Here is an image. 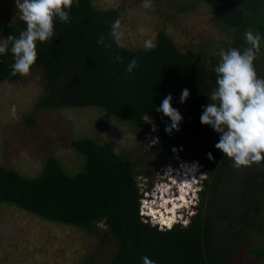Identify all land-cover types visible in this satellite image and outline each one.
<instances>
[{
    "label": "trees",
    "instance_id": "trees-1",
    "mask_svg": "<svg viewBox=\"0 0 264 264\" xmlns=\"http://www.w3.org/2000/svg\"><path fill=\"white\" fill-rule=\"evenodd\" d=\"M197 4L209 9L213 22L226 34L214 40L217 53L212 56L182 51L164 28L156 34L155 49L126 47L110 35L119 12L98 7L92 0L73 4L70 23L57 21L55 36L37 44V61L28 75L13 76L12 54L0 56V84L37 78L39 90L21 124L35 127L37 113L95 107L138 136L159 137L155 145H150V138L140 154L116 153L80 135L62 139V145L78 157L77 166L68 170L47 154L35 177L0 163V204L17 206L46 222L83 229L94 238L81 264H142V255L158 264H264V161L233 167L231 159L215 148L218 134L200 122L202 106L216 86L219 50L247 47L246 30L264 35V0L168 1L175 15ZM10 18L0 23V36L18 35L24 29L19 13ZM101 36L104 44L97 43ZM116 55L122 60L114 61ZM132 58L139 66L129 74L125 69ZM255 65L264 76V41ZM184 88L190 96L181 104ZM169 93L183 116L180 130L171 135L164 131L169 118L157 111ZM153 122L156 131L150 133ZM177 161L199 162L204 178L189 223L178 221L163 229L140 214L145 190L138 178H151L163 164ZM227 176L233 182L229 196L219 188ZM104 246L108 258L99 263L95 253Z\"/></svg>",
    "mask_w": 264,
    "mask_h": 264
},
{
    "label": "rangeland",
    "instance_id": "rangeland-1",
    "mask_svg": "<svg viewBox=\"0 0 264 264\" xmlns=\"http://www.w3.org/2000/svg\"><path fill=\"white\" fill-rule=\"evenodd\" d=\"M168 1L151 0V6L145 8L142 0H92L98 7L115 8L119 12L122 35L118 41L126 47L141 48L146 39L154 40L158 30L164 28L182 51L199 50L208 56L216 54L217 46L213 42L224 39L226 34L213 22L209 9L197 4L192 10L175 15ZM17 13L15 0H0V23L10 17L17 18ZM38 90L37 78L24 84H0V163L25 177L39 174L42 159L47 154L56 156L68 170L77 166L78 157L70 148L62 145V139L80 135L102 142L116 153L135 151L140 154L151 138L150 135L138 136L128 125L95 107L37 113L33 117L35 127L25 122L21 124L23 113L31 108ZM188 165L181 161L165 163L151 178H138L145 190L140 209L144 221L160 223L159 210L161 208L166 214L167 204L171 211L176 210L173 204L178 203L177 197L180 195L177 185L181 183ZM180 169L182 175L176 179ZM168 171L172 174H166ZM200 175L187 182L191 185L184 192L187 203L176 210L174 222L183 223L193 214L199 199L197 194L201 189V178H204ZM219 188L229 196L228 190H233L232 180L224 177ZM153 200L155 204L144 206V201ZM151 210L157 211L156 215L149 216ZM94 244V238L83 229L46 222L17 206L0 204V264H81ZM95 255L99 263L105 262L108 258L107 247L104 246Z\"/></svg>",
    "mask_w": 264,
    "mask_h": 264
},
{
    "label": "clouds",
    "instance_id": "clouds-1",
    "mask_svg": "<svg viewBox=\"0 0 264 264\" xmlns=\"http://www.w3.org/2000/svg\"><path fill=\"white\" fill-rule=\"evenodd\" d=\"M142 3L145 8L151 6V0H142ZM73 4L78 5L79 0H15L19 18L25 23V27L18 35L10 33L7 37L0 36V56L12 54L13 63L10 67L13 76L17 74L26 76L30 73L38 57L37 44L48 42L55 36L57 21L70 23V10ZM120 28L121 22L116 19L111 25L110 35L117 41L122 35ZM244 37L247 47L219 50V60L214 66L216 86L207 97V104L202 106L200 115L201 124L209 126L219 136L215 148L230 158L232 166L237 169L264 161V76L258 74L255 65L264 35L258 31L246 30ZM97 43L104 44L105 37H99ZM143 47L145 50H152L157 44L152 39H146ZM121 60L119 55L114 57V61ZM138 66V60L132 58L125 70L131 74ZM189 96V89L184 88L179 97L180 103H185ZM172 101L173 97L169 93L157 108L158 112L170 120L164 129L169 135L174 130L179 131L183 121L181 112L173 107ZM152 131H156L154 122ZM149 143L150 145L159 143V137L152 136ZM188 164L181 183L177 185L181 192L180 199H183L185 189L191 186L187 183L189 178L201 174L199 162ZM166 174L171 175L172 172L168 171ZM143 203L145 207H150L156 201ZM176 207L179 205L173 204V208ZM165 211L171 209L166 208ZM174 220L175 217H169L166 220L167 225L159 222L155 224L163 229V226H166L167 229L176 223ZM188 223L189 220H183L185 226ZM141 262L158 264L156 259L148 255H142Z\"/></svg>",
    "mask_w": 264,
    "mask_h": 264
},
{
    "label": "bare ground",
    "instance_id": "bare-ground-1",
    "mask_svg": "<svg viewBox=\"0 0 264 264\" xmlns=\"http://www.w3.org/2000/svg\"><path fill=\"white\" fill-rule=\"evenodd\" d=\"M16 124V123H15ZM19 130V129H18ZM23 138V137H22ZM102 143V142H101ZM95 151V150H94ZM92 152V151H91ZM20 161V160H19ZM40 167V166H39ZM182 170L180 169L179 170V175L176 177V179H178L179 178V176H181L182 175V173L180 174V172H181ZM101 173V172H100ZM183 173H185V171L183 172ZM51 175V174H50ZM45 177V176H44ZM47 177V176H46ZM51 177H52V175H51ZM48 179V178H47ZM190 179V178H189ZM46 181V180H45ZM189 181V180H188ZM187 181V182H188ZM50 182V181H49ZM170 184H171V182H170ZM175 184V183H174ZM168 187H170V186H168ZM168 189V188H167ZM169 190H171V188H169ZM166 197V195L164 196V198ZM180 197H181V192H180V195H178V203H182L183 205H179V207H177L176 208V210L178 209V208H181V207H183L184 206V204L185 203H187V196H185V194L183 193V199H180ZM175 200V199H174ZM178 203H176L177 205H178ZM157 208H160V207H157ZM170 209V207H169V205L167 204L166 205V207H165V209ZM152 209V208H151ZM147 210V209H146ZM176 210L175 211H167L166 212V214H164V212H162L161 211V208H160V210H159V213H160V217H161V224H166L167 225V223H166V220H167V218H169V217H175L176 218ZM157 212V211H156ZM156 212L154 211V210H151V213H150V215L149 216H151V214H153V216L154 215H156ZM146 214V213H145ZM178 218V217H177Z\"/></svg>",
    "mask_w": 264,
    "mask_h": 264
},
{
    "label": "water",
    "instance_id": "water-1",
    "mask_svg": "<svg viewBox=\"0 0 264 264\" xmlns=\"http://www.w3.org/2000/svg\"><path fill=\"white\" fill-rule=\"evenodd\" d=\"M164 227V229L166 228V226H163Z\"/></svg>",
    "mask_w": 264,
    "mask_h": 264
}]
</instances>
